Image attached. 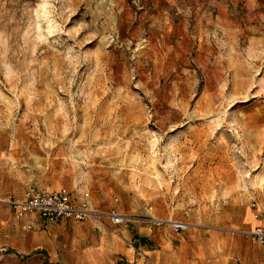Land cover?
I'll return each mask as SVG.
<instances>
[{
  "label": "rangeland",
  "instance_id": "1",
  "mask_svg": "<svg viewBox=\"0 0 264 264\" xmlns=\"http://www.w3.org/2000/svg\"><path fill=\"white\" fill-rule=\"evenodd\" d=\"M263 171L264 0H0L1 196L86 190L126 240L146 206L237 228Z\"/></svg>",
  "mask_w": 264,
  "mask_h": 264
},
{
  "label": "crops",
  "instance_id": "2",
  "mask_svg": "<svg viewBox=\"0 0 264 264\" xmlns=\"http://www.w3.org/2000/svg\"><path fill=\"white\" fill-rule=\"evenodd\" d=\"M263 181L264 171L252 182L261 185ZM250 202L239 206L238 215L229 224L250 228L262 223ZM86 219L81 223L70 218L49 222L29 214L24 221H31L32 228L4 226L0 248L7 250L0 251V264H264V243L225 227L189 228L180 233L172 228L132 225L120 230L123 240L109 229L99 228L102 233L96 235L94 224ZM11 220L21 224L14 215ZM88 240L91 249L83 251L81 245ZM114 251L121 257L112 259Z\"/></svg>",
  "mask_w": 264,
  "mask_h": 264
},
{
  "label": "built area",
  "instance_id": "3",
  "mask_svg": "<svg viewBox=\"0 0 264 264\" xmlns=\"http://www.w3.org/2000/svg\"><path fill=\"white\" fill-rule=\"evenodd\" d=\"M0 203L8 205L12 209L14 218L21 221L20 226L24 229L33 227L31 221H24V218L29 214H38L49 222H57L62 218H70L75 221L86 218L100 221L103 218H108L112 223L119 224L130 219L128 215L118 212L115 208H110L107 211L99 209L93 204L88 191L85 190L76 196L65 186L50 190L29 186L21 198L0 195ZM250 203L257 209V214L262 217V223L250 228H227V230L239 233L258 243H264V197L252 198ZM151 207H145L148 211L145 220L150 227L168 222L174 230H183L187 227L186 223L165 221L154 217L150 214ZM6 250V247L0 248L2 252Z\"/></svg>",
  "mask_w": 264,
  "mask_h": 264
},
{
  "label": "bare ground",
  "instance_id": "4",
  "mask_svg": "<svg viewBox=\"0 0 264 264\" xmlns=\"http://www.w3.org/2000/svg\"><path fill=\"white\" fill-rule=\"evenodd\" d=\"M41 16H42V17H46V12H45V10L42 11Z\"/></svg>",
  "mask_w": 264,
  "mask_h": 264
}]
</instances>
